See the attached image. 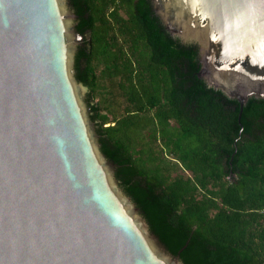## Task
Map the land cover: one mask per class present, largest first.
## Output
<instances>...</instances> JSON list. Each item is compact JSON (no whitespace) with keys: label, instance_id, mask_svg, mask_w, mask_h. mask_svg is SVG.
Returning <instances> with one entry per match:
<instances>
[{"label":"water","instance_id":"obj_1","mask_svg":"<svg viewBox=\"0 0 264 264\" xmlns=\"http://www.w3.org/2000/svg\"><path fill=\"white\" fill-rule=\"evenodd\" d=\"M151 3L209 86L241 111L264 98V0ZM75 20L68 0H0V264H184L101 151Z\"/></svg>","mask_w":264,"mask_h":264},{"label":"trees","instance_id":"obj_2","mask_svg":"<svg viewBox=\"0 0 264 264\" xmlns=\"http://www.w3.org/2000/svg\"><path fill=\"white\" fill-rule=\"evenodd\" d=\"M68 1L101 151L151 231L184 264H264V98L209 86L151 0Z\"/></svg>","mask_w":264,"mask_h":264},{"label":"rangeland","instance_id":"obj_3","mask_svg":"<svg viewBox=\"0 0 264 264\" xmlns=\"http://www.w3.org/2000/svg\"><path fill=\"white\" fill-rule=\"evenodd\" d=\"M87 94V93H86ZM178 170V169H177ZM183 169H179L178 171H182ZM187 172V171H186ZM188 173V172H187Z\"/></svg>","mask_w":264,"mask_h":264}]
</instances>
